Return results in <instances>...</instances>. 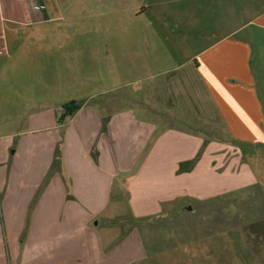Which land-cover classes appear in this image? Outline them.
<instances>
[{"label": "crops", "instance_id": "1", "mask_svg": "<svg viewBox=\"0 0 264 264\" xmlns=\"http://www.w3.org/2000/svg\"><path fill=\"white\" fill-rule=\"evenodd\" d=\"M46 1L0 0V264H130L127 245L144 259L145 232L158 230H122L124 217L182 219L165 237L182 241L218 224L228 197L264 195V8L251 30L175 61L152 28L147 38L123 20L88 30L93 8L119 13L124 0ZM74 7L92 15L66 16ZM142 81L132 104L113 98ZM70 103L82 105L63 117ZM200 214L213 218L186 220ZM256 223L241 230L254 260L264 257Z\"/></svg>", "mask_w": 264, "mask_h": 264}, {"label": "rangeland", "instance_id": "2", "mask_svg": "<svg viewBox=\"0 0 264 264\" xmlns=\"http://www.w3.org/2000/svg\"><path fill=\"white\" fill-rule=\"evenodd\" d=\"M47 1L49 4H51L55 1L61 3L64 0ZM65 1H67L70 5L82 0ZM105 1L110 4L116 2V0ZM124 1L128 7L120 6L116 8V11L119 10L120 15H118L119 13L113 14L110 12L98 14L97 9L93 8L95 19L93 26L88 30L91 31V33H95L97 31L103 33L105 22L107 25V21H110L112 23V28L114 29L117 27V22L123 20L122 23L123 28L125 29L124 32H132L134 28H136L137 31L143 33L144 38H147V35L152 31V28L160 35L168 37V41L170 44H172L173 50L176 53V56L174 57L175 61L185 59L188 56L192 57L202 48L209 46L212 42H215L216 39L231 31H234L236 28H245V31L249 29L251 30L252 23L249 22L264 8V0ZM124 1L122 2L124 3ZM141 2L147 3L149 8L147 9V12L143 14V16L140 14L138 18H136L133 16L131 10H133L135 6L139 7L140 4H142ZM220 3H222V5H220ZM217 6H219V9ZM72 10L74 14L70 13ZM75 11V7L73 9L68 8L65 10V15L69 17H79L80 19L85 18L86 16L90 17V15H92V13H83V7H78L77 14ZM231 19H233L232 23H230ZM22 30L23 29L20 30L19 27L18 31L21 32ZM80 31H83V29H80ZM242 33L243 32L240 34ZM87 42L90 44V47L93 46V40H89ZM96 46L97 45H94V48ZM98 48L99 50H104V48L100 47V45ZM148 49L151 50L154 48L149 46ZM157 49H159V53L161 54L164 50V46L159 44ZM179 51H181V54ZM145 87L146 83L143 81L139 83L131 82V85H129L127 89L123 90L120 94L114 95L113 98H115V96L122 95L123 99L125 100H122L121 102L132 104L135 101L137 92L140 93ZM104 97H107V95L97 97V99H101V104L103 101L102 98ZM204 130L208 133V138L212 139L214 135H212V137L210 135L211 128L205 127ZM221 138L222 140L227 139L224 133L221 134ZM249 190L250 191L247 190L248 192L243 191V193L240 194L236 200L228 197L227 200L223 201V207H217L218 209L221 208L220 210L223 211V216L218 218V224L210 225L209 227L207 226L208 232L197 231V233L194 231L191 233L190 238H184L182 241L179 240V237H175L176 240L170 241L165 238L168 232L167 229H169L173 224H175L174 226H177V224L180 222H184L182 219H173L163 216L149 221H142L140 223L133 221L129 216L124 217L121 219L122 230L123 228H128L129 230L130 227L132 228L133 226L137 225H142L144 230L152 227L158 230L151 233L144 231L146 234L145 237H148L144 242V259H138L140 257H138V249L135 247V244L127 245L128 253L125 255L126 258L130 260L135 259V261L133 260L134 262L130 264H264L263 256L258 258V260H254V258L250 256L249 253H253V248H251L250 245L253 244H248L246 242L244 232L241 231L244 229L242 226H245L246 223L260 222L253 225V229L255 230V235L257 234L261 237L264 236V222H261L264 220V208L261 207L264 195L257 192V190L254 188H250ZM123 202L124 207L122 208L124 211L128 212L127 201L124 200ZM233 202L234 205H232ZM235 203H238L236 205L237 207L235 206ZM251 203L254 207L248 211V205ZM210 213H213V209L210 211ZM190 218H196L197 221L204 220L208 224L210 223L211 218H213V215H191L186 220ZM237 225L239 227L236 229L235 227ZM256 229H258V232ZM210 230L215 232L212 233ZM154 236H157V238L160 239L155 240ZM149 237H151L153 240ZM120 239L121 237L116 239L115 242L113 241L114 243L112 242L113 244L110 245V250L108 251H111L112 259L118 258V256L115 255L116 251L114 253L113 251L118 243H121ZM258 252L259 250L255 249V253Z\"/></svg>", "mask_w": 264, "mask_h": 264}, {"label": "trees", "instance_id": "3", "mask_svg": "<svg viewBox=\"0 0 264 264\" xmlns=\"http://www.w3.org/2000/svg\"><path fill=\"white\" fill-rule=\"evenodd\" d=\"M81 105H82V104H76V103H70L69 105H66V107H65L66 112H65V114H63V117L67 116L68 114H71L73 111H75L76 109H78ZM59 150H60V149H58V150L56 151V159H57V158H58V159L60 158ZM189 163H191V162H189ZM186 165H187V163L182 164V165L180 166V170H184Z\"/></svg>", "mask_w": 264, "mask_h": 264}, {"label": "built area", "instance_id": "4", "mask_svg": "<svg viewBox=\"0 0 264 264\" xmlns=\"http://www.w3.org/2000/svg\"><path fill=\"white\" fill-rule=\"evenodd\" d=\"M1 48V47H0ZM0 53H2V51L0 50Z\"/></svg>", "mask_w": 264, "mask_h": 264}]
</instances>
